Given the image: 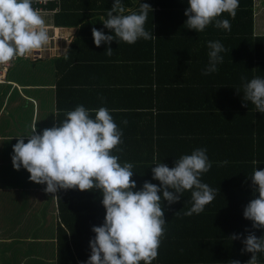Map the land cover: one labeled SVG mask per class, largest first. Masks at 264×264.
I'll return each mask as SVG.
<instances>
[{"label": "trees", "instance_id": "trees-1", "mask_svg": "<svg viewBox=\"0 0 264 264\" xmlns=\"http://www.w3.org/2000/svg\"><path fill=\"white\" fill-rule=\"evenodd\" d=\"M113 2L59 0L54 24L78 28L76 44L93 43V27L114 35L102 23ZM122 3L125 14L137 11L140 3H148L153 9L145 24V29L153 33L151 40L112 43L141 46L145 58L154 64L144 68L150 72L148 94L156 123L150 132L132 126L131 119L125 125L123 119L114 118L123 131V142L113 154L120 157L121 164L134 165L132 179L137 184L134 190H140L145 181L159 186L160 182L152 178L155 163L162 162L171 168V163L174 167L175 160L182 155L206 148L212 167L201 176V181L217 190L215 199L199 215L184 214L192 206L189 191L172 205L162 200L165 234L152 264H229L231 260L246 264L252 253H242L243 239L249 232L258 238L264 236V229L253 228L252 221L244 218L246 205L258 197V193L254 195L250 176L256 167L264 170V113L243 99V84L254 77L264 78V35L253 33V0H239L235 18L228 13L221 16L230 20V31L216 28L213 22L201 33L184 26L188 0H122ZM55 7L52 2L46 9ZM208 41H220L227 51L221 53L223 63L217 66L218 71L203 75L209 61ZM183 62L184 66L179 65ZM73 109L59 110L56 125L65 118L66 110ZM159 195L162 197V192ZM56 203L55 264H82L91 255L93 226L104 222L102 194L98 190L62 189ZM232 235L240 238L231 240ZM257 256L259 264H264V255L257 253Z\"/></svg>", "mask_w": 264, "mask_h": 264}, {"label": "clouds", "instance_id": "clouds-1", "mask_svg": "<svg viewBox=\"0 0 264 264\" xmlns=\"http://www.w3.org/2000/svg\"><path fill=\"white\" fill-rule=\"evenodd\" d=\"M188 5L184 13L186 28L201 33L214 22L216 28L230 31V20L220 17L228 13L235 18L239 0H188ZM149 11L153 9L148 3H140L137 11L129 10L125 14L122 0H114L107 18L102 20L114 35H106L93 27L95 45L107 43L109 47L104 54L112 56L113 40L127 44L151 40L153 33L145 29ZM49 39L46 22L33 7V0H0V65L31 56L43 49ZM207 47L209 61L202 70L203 75L218 71L217 66L223 63L221 53L227 51L220 41H208ZM243 99L264 113V78L254 77L245 82ZM64 117L42 133H37L34 124L31 134L19 136L13 145L11 160L15 170L23 168L30 173V181L46 185V193L77 188L101 192L106 215L101 226L92 228L95 237L90 241L91 255L82 264H152L165 234L162 200L172 205L186 191L191 192L192 206L184 214L192 216L202 213L215 199L217 190L201 181V176L212 167L206 148L182 155L171 168L162 162L155 163L152 178L160 182L159 186L145 181L140 190H134L137 188L132 179L134 165L121 164L120 157L113 154L123 142V131L110 110L107 107L87 109L81 104L66 110ZM122 123L126 125L127 120ZM250 178L254 195L258 193V197L246 205L244 218L252 221L253 228L264 229V170L254 168ZM239 238L230 237L231 240ZM242 242V253H252L246 264H259L257 253H264V236L258 238L249 232ZM229 264L241 262L231 260Z\"/></svg>", "mask_w": 264, "mask_h": 264}, {"label": "crops", "instance_id": "crops-1", "mask_svg": "<svg viewBox=\"0 0 264 264\" xmlns=\"http://www.w3.org/2000/svg\"><path fill=\"white\" fill-rule=\"evenodd\" d=\"M59 5L40 13L49 32L48 44L34 53L38 57L18 61L9 72L10 83L0 84V264L56 260L59 191L46 193V185L30 181L26 169H14L11 155L19 136L31 134L34 124L42 133L56 125L59 110L81 104L87 109L107 107L116 120L131 119L132 126L150 132L156 123L148 94L150 72L144 68L154 64L145 58L143 48L111 43L114 52L107 56V43L76 44L78 28L54 24ZM253 33L264 35V0H253Z\"/></svg>", "mask_w": 264, "mask_h": 264}, {"label": "built area", "instance_id": "built-area-1", "mask_svg": "<svg viewBox=\"0 0 264 264\" xmlns=\"http://www.w3.org/2000/svg\"><path fill=\"white\" fill-rule=\"evenodd\" d=\"M52 2L58 4L59 0H33V7L38 9L39 13L48 12L49 10H47L48 8L46 9V6H49V4ZM38 56L39 55L37 54H32L31 56H26L23 58H16L7 65H0V84L10 83L8 80L9 72L18 61Z\"/></svg>", "mask_w": 264, "mask_h": 264}, {"label": "rangeland", "instance_id": "rangeland-1", "mask_svg": "<svg viewBox=\"0 0 264 264\" xmlns=\"http://www.w3.org/2000/svg\"><path fill=\"white\" fill-rule=\"evenodd\" d=\"M22 215H20L19 217H21ZM29 238V237H28ZM29 242H31L30 240L29 241H25V243L27 244V243H29ZM34 242H36V240L34 241ZM35 244V243H34ZM49 261V260H48ZM49 264H50V261H49Z\"/></svg>", "mask_w": 264, "mask_h": 264}]
</instances>
